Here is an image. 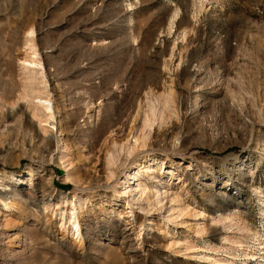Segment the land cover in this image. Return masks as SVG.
Instances as JSON below:
<instances>
[{"label":"rangeland","instance_id":"374dc122","mask_svg":"<svg viewBox=\"0 0 264 264\" xmlns=\"http://www.w3.org/2000/svg\"><path fill=\"white\" fill-rule=\"evenodd\" d=\"M5 189L0 264H264V0H0Z\"/></svg>","mask_w":264,"mask_h":264},{"label":"bare ground","instance_id":"6f19581e","mask_svg":"<svg viewBox=\"0 0 264 264\" xmlns=\"http://www.w3.org/2000/svg\"><path fill=\"white\" fill-rule=\"evenodd\" d=\"M33 33H34V31H33V29L32 30H30V34H29V38H28V43L26 44L27 45V48L28 49H30V53H31V55L32 56H29V61H27V60H25V62H27V64H25V68H27L28 70H30L31 72H34V73H36V74H38L39 76H40V78L37 80L38 82H40L41 84H42V91H40V96L39 95H33V92H37V91H35L34 90V85H32L31 83L29 84H24L25 85V87L28 89V91H29V93H27V91H26V93H27V95L29 94L30 95V93H31V97H33V98H38V101L35 103V110L33 111V117H35V118H37V120H38V122L39 123H41L42 121H45V122H49L51 119H54V104H53V101H51L52 99H50L49 98V95H47L45 92H44V90L47 88V84H46V81H45V75H44V72H43V70H42V68H41V65H42V63H41V59H39L38 58V53H37V49H36V45H35V39H34V37H33ZM30 73V72H29ZM30 74H32V73H30ZM29 75V74H28ZM37 75V76H38ZM27 76V75H26ZM36 76V77H37ZM29 77V76H28ZM31 79H34V78H32V77H30V80ZM35 80V81H36ZM25 81H27L28 82V79H26ZM32 81V80H31ZM34 81V82H35ZM36 83V82H35ZM38 84V83H37ZM31 91V92H30ZM9 92V91H8ZM24 96V95H23ZM34 100V99H33ZM157 102V101H156ZM158 103V102H157ZM168 104V103H167ZM146 105H148V104H146ZM155 106H156V104H155ZM155 106L154 105H150L149 106V111L151 112V114H152V116H153V118H154V116H155V114H156V109H155ZM18 109V108H17ZM16 111V109H10V110H8V112H7V114H8V116H12V118H13V113ZM158 112V111H157ZM9 117V118H10ZM52 123V122H51ZM157 123V122H156ZM153 125V122H152V120H151V118L149 117V118H147L146 119V121H145V126H147L148 128H150V127H153L152 126ZM115 126V125H114ZM143 127H142V131H143ZM147 130V129H146ZM150 135V132H148V133H143L142 134V136H139V134H138V137H136V139H135V142H134V144H132V145H128V146H126V145H124V147L123 148H126L125 149V153L127 154V155H132V153L135 151V149L137 148V146L139 145L138 144V142H139V140L142 138V140L144 141L146 138H148V136ZM42 137V136H41ZM38 139H39V137H38ZM44 141H46L47 142V144H49V145H51L52 146V143H53V141H54V137L53 136H49V137H44V139H43ZM38 141V140H37ZM116 142V141H115ZM116 144V143H115ZM45 145V144H44ZM46 146V145H45ZM51 149V148H50ZM121 150H123V149H121ZM49 151V150H48ZM108 156H107V159H108V163H109V165H115L116 163H117V161L119 160V157H120V152L118 151V149H114V147H113V150H111V151H109L108 150ZM130 175H132V179H134L135 178V176H137V174L134 172V173H131ZM140 186V185H139ZM137 187H138V185H137ZM137 187H133V188H130L129 190H128V193L129 194H131L132 195V198H134V196L136 195V190H137ZM145 190H146V187L145 186H143L142 188H141V192L143 191V192H145ZM11 191L8 189V190H0V198L1 199H3V200H7V199H9L10 197H11ZM135 193V194H134ZM162 196V195H161ZM174 198V197H173ZM178 199V198H177ZM179 200V199H178ZM156 201H158V200H156ZM160 201V200H159ZM175 201V200H174ZM178 202V201H177ZM181 202V201H180ZM5 204L6 205H8V203L7 202H5ZM163 206V205H162ZM221 219V218H220ZM224 219V218H223ZM223 219H221V221L223 220ZM76 225V228L78 229L79 228V223H76L75 224ZM226 264H236V262L235 261H229V262H227Z\"/></svg>","mask_w":264,"mask_h":264}]
</instances>
